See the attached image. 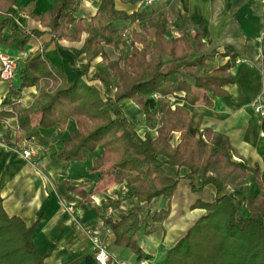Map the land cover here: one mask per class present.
Listing matches in <instances>:
<instances>
[{
  "label": "crops",
  "instance_id": "0c3cea01",
  "mask_svg": "<svg viewBox=\"0 0 264 264\" xmlns=\"http://www.w3.org/2000/svg\"><path fill=\"white\" fill-rule=\"evenodd\" d=\"M8 2L13 3L14 16L7 13L5 3ZM56 2L0 0V23L12 19L13 26L19 31L44 32L42 37L32 38L24 51L14 49L9 53L8 47L0 44V56L6 54L14 58L19 70L29 55L42 52L44 59L68 82L82 78L103 96L101 88L105 91L104 84L93 80L102 59L89 63L87 55L79 53L89 34L84 32L79 40L63 37L55 42L50 29L36 18L45 15ZM100 3L101 0H83L74 14L76 24L85 20L88 26L98 18ZM160 3L163 6L161 16L171 17L174 23L171 33L167 25V39H172L175 31L191 38L199 35L204 54L208 56L203 74L228 66L231 82L224 88L225 97L194 90L195 104L184 101V92L168 99L173 110L179 106L190 112V134L206 149L214 151V138L225 136L230 146L226 154L229 164L245 172H259L262 187L251 182L253 174H250L236 189L224 186L219 196L233 200L239 220L250 218L253 212L248 199H259L264 194V119L254 111L258 102L264 103V0H162ZM143 6L146 8L144 1L136 5L117 1V12L127 14L128 18L119 16L115 19V29H122ZM76 24L69 26L66 35L73 34ZM136 30L139 32L140 29ZM12 34L9 28L5 29L4 39H9ZM118 41L119 37L116 43ZM18 70L14 80L20 79ZM14 80H0V191L6 213L20 218L27 227L35 226L32 239L45 264H98L92 242L94 235L104 241L110 264H138L145 258L154 264L163 263L169 251L206 214L199 205L217 199L216 187H202V181L197 178V189L194 190L187 178L188 168L166 165L167 176L179 179L172 199L161 196L151 203H140L130 193L122 191L121 186L126 183L115 180L112 163L94 169V160L103 156V148L98 147L83 161L58 158L65 141L70 139L75 122H70L64 130L58 126L40 129L37 137L27 140L24 132L19 130L18 118L11 115L13 107L4 102L10 100L19 107L29 108L39 95V89L29 87L17 94ZM116 92L117 89H112L110 96L115 97ZM158 104L154 95L146 101L154 112H158ZM119 106L130 127L142 139L158 137L159 117L148 122L144 111L130 99L122 100ZM206 131L212 139L206 138ZM180 136L176 132L170 136L173 149L180 145ZM24 143L33 151L34 158L23 156ZM169 208V218L155 224L154 215ZM130 214L138 215L139 231L131 233L130 240L120 243L114 227Z\"/></svg>",
  "mask_w": 264,
  "mask_h": 264
},
{
  "label": "trees",
  "instance_id": "16d2710c",
  "mask_svg": "<svg viewBox=\"0 0 264 264\" xmlns=\"http://www.w3.org/2000/svg\"><path fill=\"white\" fill-rule=\"evenodd\" d=\"M82 1L57 0L45 15L36 18L50 29L55 42L63 37L79 40L84 32L88 33L89 37L79 53L86 54L91 62L103 54L104 44L114 45L118 33L114 20L120 16L116 10L117 1L136 5L145 0H101L99 17L88 26L85 20L76 24L74 17ZM5 4L7 13L14 16L13 3ZM124 16L128 18L127 14ZM75 24L73 34L66 35L69 26ZM7 28L13 34L6 40L3 32ZM166 34L167 19L159 15L152 19L150 27L144 29L145 38L135 36V41L143 44L142 50L133 49L123 67L118 62L109 64L115 75L105 69H97L93 80L101 81L108 92L116 88L115 97L104 99L96 87L82 78L68 82L44 59L42 52H36L22 63L19 69L21 84L17 88L18 94L25 88L36 86L39 89L36 100L29 108L19 107L10 100L4 103L13 107L11 115L18 118L19 130L24 132L27 140L37 137L40 129L58 126L64 130L70 122H75L70 139L65 141L58 158L83 161L98 147L103 148V156L94 160V169L112 163L115 180L125 182L129 193L140 203H151L161 196L172 199L179 179L167 176L166 165L188 168L187 178L194 190L197 189V178L202 181V187H216L217 199L213 203L199 205L206 214L169 251L161 264H264V194L259 199H248L253 215L243 220L238 219V208L230 197H219L224 186L236 189L246 182L250 174H253L251 182L262 187L259 172H245L229 164L226 154L230 146L225 136L214 138V151L206 149L190 134V112L179 106L173 110L168 99L184 92V101L195 104L194 90L225 97L224 88L231 82L228 66L203 74L208 56L204 54L199 35L191 38L184 34L167 39ZM43 35L44 32L40 31L17 30L12 19L0 23V44L19 51H24L32 38ZM153 95L161 97L158 112L151 111L146 105ZM204 98L206 101L207 95ZM125 99L133 100L144 111L148 122L159 117L155 140L151 137L142 139L130 127L119 106ZM174 132L181 134V143L176 149L169 143ZM206 138L212 139L209 131H206ZM170 212L171 208L156 213L153 222L163 223ZM139 224L136 214L123 217L114 227L118 242L130 240L131 233L139 231ZM34 230L35 226L27 227L20 218L6 213L0 191V264H45L32 239Z\"/></svg>",
  "mask_w": 264,
  "mask_h": 264
},
{
  "label": "rangeland",
  "instance_id": "374dc122",
  "mask_svg": "<svg viewBox=\"0 0 264 264\" xmlns=\"http://www.w3.org/2000/svg\"><path fill=\"white\" fill-rule=\"evenodd\" d=\"M163 6H161V3H157L154 4L150 7H146L144 8H140L137 11H135L134 15H132L131 20L128 24H125V26H123L122 29H118L117 30V36L115 37V42L114 45L105 48L108 45H103V54H99L98 56H96L92 61L97 60V62L99 61L98 59H102L99 61V64L101 65V69H105L106 71H108V73L113 74L114 72L111 71L109 69V64H111L112 62H118L120 64L121 67H123L125 61H128L130 56H131V52L133 51V49H138V50H142L143 49V44L140 42H136L135 41V36L139 35V38H145L144 35V29L146 27H150L151 25V21L154 18H157L159 15H161V8ZM121 19H125V14L124 13H119ZM167 19V25L170 27L168 28V31L170 32L172 29V27L169 25V22H172V26H173V21L172 18H166ZM135 27V28H134ZM136 29H140L139 32ZM171 33V32H170ZM119 35V36H118ZM119 37V41L116 43V38ZM172 37V36H171ZM167 38V37H166ZM150 41V40H149ZM9 49V53L14 50L13 47H8ZM96 62V63H97ZM90 63V62H89ZM91 65V64H90ZM95 68V66H94ZM19 69H21V67L19 66ZM19 71V70H18ZM93 71H91L92 73ZM95 72V71H94ZM97 73V71H96ZM91 82V81H89ZM21 84L20 79H15L14 80V87H19ZM105 91L103 89V87L101 88L102 92H103V96L104 99H106L107 97H111L110 95L112 93L108 92L106 87L104 86ZM116 88H113V91Z\"/></svg>",
  "mask_w": 264,
  "mask_h": 264
},
{
  "label": "built area",
  "instance_id": "2783aa9c",
  "mask_svg": "<svg viewBox=\"0 0 264 264\" xmlns=\"http://www.w3.org/2000/svg\"><path fill=\"white\" fill-rule=\"evenodd\" d=\"M162 0H145L144 5L146 7H150L154 4L160 3ZM169 25L172 26V22H169ZM181 34L179 32H173L172 37L173 38H179ZM1 61H2V70L0 72V80L5 81V82H11L14 80L16 73H17V61L6 55L2 54L0 56ZM155 99L160 100L161 97L159 95H154ZM255 113L260 116L261 118L264 119V103L258 102L255 107H254ZM23 156L26 159H31L34 158V153L33 151L29 148V146L24 143L23 145ZM121 189L124 193L128 194L129 190L127 185H122ZM92 242L94 246V252H95V261L98 264H110V255L108 253L107 247L104 243V241L99 237V236H92ZM138 264H154L150 259H142L138 262Z\"/></svg>",
  "mask_w": 264,
  "mask_h": 264
}]
</instances>
